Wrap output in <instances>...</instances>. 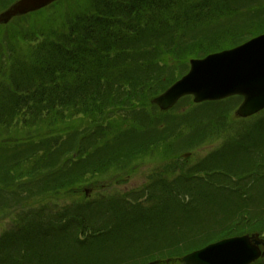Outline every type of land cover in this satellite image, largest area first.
I'll list each match as a JSON object with an SVG mask.
<instances>
[{"label":"rangeland","instance_id":"rangeland-1","mask_svg":"<svg viewBox=\"0 0 264 264\" xmlns=\"http://www.w3.org/2000/svg\"><path fill=\"white\" fill-rule=\"evenodd\" d=\"M19 1L0 0V15ZM133 1L43 0L0 22V88H14L6 68L23 71L37 44L82 36L83 19L142 17ZM219 1L222 19L209 14L196 33L186 26L185 57L164 63L147 105L112 124L79 115L44 125L39 138L37 125L0 127V242L17 233L42 240L21 244L15 264H184L224 238L252 234L264 252V108L241 117L242 94L202 103L188 95L167 109L154 101L190 71V59L236 49L264 30V0ZM37 211L48 220L44 240L45 230L24 222ZM250 264H264L263 255Z\"/></svg>","mask_w":264,"mask_h":264},{"label":"trees","instance_id":"trees-1","mask_svg":"<svg viewBox=\"0 0 264 264\" xmlns=\"http://www.w3.org/2000/svg\"><path fill=\"white\" fill-rule=\"evenodd\" d=\"M189 1L134 0L133 11L142 17L97 14L88 21L83 19L89 24L79 31L82 36H63V41L57 36L37 44L36 51L26 57L28 65L24 64L23 71L15 63L6 68V79L13 82L14 88H0V127L37 125L39 138L44 125L54 126L79 115L103 124L113 118L107 123L112 124L120 112L128 109L132 112L136 105H147L150 96L159 93L152 86L165 72L164 63L185 57L181 48L192 42L185 34L186 26H191L190 29L196 26L191 30L196 33L205 26L209 14L213 15L210 19L215 16L222 19L225 13L222 1ZM145 9L154 14L152 20L144 18ZM142 37L147 41L140 45L137 40ZM212 51L209 49L208 53ZM45 218L43 211H37L24 221L38 234L45 230L41 233L43 240L50 233L43 225L48 222ZM55 221H60V217ZM90 230L97 232L96 227ZM5 241L0 242V264H15L21 244L37 246L42 240L17 233Z\"/></svg>","mask_w":264,"mask_h":264},{"label":"water","instance_id":"water-1","mask_svg":"<svg viewBox=\"0 0 264 264\" xmlns=\"http://www.w3.org/2000/svg\"><path fill=\"white\" fill-rule=\"evenodd\" d=\"M42 1L21 0L0 15V22L34 9ZM191 63L190 71L154 100L163 109L186 95H193L194 101L199 103L234 94L245 97L237 110L241 117L264 108V34L236 49L193 59ZM259 244L256 235L227 238L187 257L184 264H250L264 255Z\"/></svg>","mask_w":264,"mask_h":264}]
</instances>
